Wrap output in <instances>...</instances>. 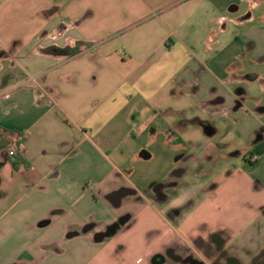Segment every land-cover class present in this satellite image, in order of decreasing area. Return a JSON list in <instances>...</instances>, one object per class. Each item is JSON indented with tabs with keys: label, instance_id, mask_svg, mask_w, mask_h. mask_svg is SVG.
<instances>
[{
	"label": "crops",
	"instance_id": "obj_1",
	"mask_svg": "<svg viewBox=\"0 0 264 264\" xmlns=\"http://www.w3.org/2000/svg\"><path fill=\"white\" fill-rule=\"evenodd\" d=\"M259 1L0 0V264H149L166 249L163 264H185L173 254L214 234L220 264H264ZM245 102L248 157L213 139ZM192 104L200 116L183 117ZM123 186L158 194L113 199ZM123 211L125 228L94 237Z\"/></svg>",
	"mask_w": 264,
	"mask_h": 264
},
{
	"label": "flooded vegetation",
	"instance_id": "obj_2",
	"mask_svg": "<svg viewBox=\"0 0 264 264\" xmlns=\"http://www.w3.org/2000/svg\"><path fill=\"white\" fill-rule=\"evenodd\" d=\"M160 186H164V183H157ZM156 183H150V187L157 185ZM113 199H118V197H126L132 196L137 200H140L145 197H156L158 193L154 188H144L139 192H136L130 187H121L112 193ZM160 194V193H159ZM128 212L123 211L119 214L110 225H107L102 230L95 231L94 237L98 240L102 239V237L111 234L112 229L114 230L112 235L118 233L122 228H125L130 222V218L128 219ZM91 225H86L84 228H89ZM218 234L210 235L209 240L202 241L200 239L194 240V248L190 247L184 248L183 257L174 255L175 258L183 261L185 264H220V257L226 256V249L224 248V241L221 239V236ZM170 249H166L163 252H155L150 257L149 264H163L166 258V255L170 253L168 251ZM259 257H255L251 264H260ZM264 261V260H263Z\"/></svg>",
	"mask_w": 264,
	"mask_h": 264
},
{
	"label": "rangeland",
	"instance_id": "obj_3",
	"mask_svg": "<svg viewBox=\"0 0 264 264\" xmlns=\"http://www.w3.org/2000/svg\"><path fill=\"white\" fill-rule=\"evenodd\" d=\"M248 4L243 3L240 6V9L235 12L230 14L231 16H238L240 14H243L246 10ZM264 11V0L259 1V5L256 7L255 10V15L258 17L259 13ZM258 21V20H256ZM244 62V61H243ZM245 67L247 70L254 69L256 67L255 63L249 62L248 60L245 61ZM244 71V69H242ZM255 92V91H254ZM247 103V109L244 108H239V109H230V111L225 115V120L227 122H231L233 129L231 132L227 133V135H224V132L221 131L223 120L221 118L219 119L220 122H218V129L220 130L217 135H214V140L219 141L221 143L223 142H229L232 141L233 144L231 146L232 148H237L236 146H246L247 149L245 151V155L248 157L251 152V147L250 144L252 143L253 139L255 138V125L257 122V116L251 112V104L250 102H245ZM232 107L235 105L234 102L232 101L231 103ZM183 117H194L196 114L200 116V108L196 104H192L190 108L186 109L183 107ZM199 129V128H198ZM193 130L189 129V132H192ZM197 134H202L201 130L196 131ZM230 148V147H229ZM228 147H225V150H227ZM247 164L250 166V164L247 162ZM254 165V164H253Z\"/></svg>",
	"mask_w": 264,
	"mask_h": 264
},
{
	"label": "trees",
	"instance_id": "obj_4",
	"mask_svg": "<svg viewBox=\"0 0 264 264\" xmlns=\"http://www.w3.org/2000/svg\"><path fill=\"white\" fill-rule=\"evenodd\" d=\"M81 45H88V43L78 42L74 47H56L50 46L45 49V52L55 54V55H73L79 52V47ZM2 54H5L4 52ZM17 164L16 162H14Z\"/></svg>",
	"mask_w": 264,
	"mask_h": 264
},
{
	"label": "built area",
	"instance_id": "obj_5",
	"mask_svg": "<svg viewBox=\"0 0 264 264\" xmlns=\"http://www.w3.org/2000/svg\"><path fill=\"white\" fill-rule=\"evenodd\" d=\"M2 151L8 157L18 155L22 151L20 142L17 140V138H11L2 147Z\"/></svg>",
	"mask_w": 264,
	"mask_h": 264
},
{
	"label": "water",
	"instance_id": "obj_6",
	"mask_svg": "<svg viewBox=\"0 0 264 264\" xmlns=\"http://www.w3.org/2000/svg\"><path fill=\"white\" fill-rule=\"evenodd\" d=\"M115 230V229H114ZM113 229H112V232L114 231ZM76 234V233H75ZM70 236H72V234L70 235ZM100 240H102V239H100Z\"/></svg>",
	"mask_w": 264,
	"mask_h": 264
}]
</instances>
